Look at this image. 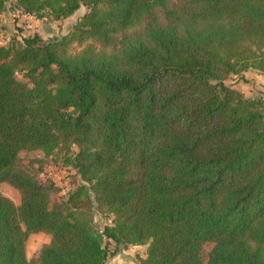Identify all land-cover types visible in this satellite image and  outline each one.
Returning <instances> with one entry per match:
<instances>
[{"label": "trees", "instance_id": "16d2710c", "mask_svg": "<svg viewBox=\"0 0 264 264\" xmlns=\"http://www.w3.org/2000/svg\"><path fill=\"white\" fill-rule=\"evenodd\" d=\"M82 5L60 40L0 44V183L21 197L0 193V264H104L110 242L147 246L140 264H264V98L233 86L264 75V0L15 2L55 21ZM35 150L83 181L60 204L18 167ZM34 233L51 241L31 262Z\"/></svg>", "mask_w": 264, "mask_h": 264}, {"label": "rangeland", "instance_id": "374dc122", "mask_svg": "<svg viewBox=\"0 0 264 264\" xmlns=\"http://www.w3.org/2000/svg\"><path fill=\"white\" fill-rule=\"evenodd\" d=\"M16 0H8L7 11L0 16V44L10 46L13 43H22L23 38L40 35L46 41L60 40L67 36L80 19L87 14L90 9L81 6L71 17L65 20L55 21L48 17L37 18L29 15L15 7ZM98 46V45H97ZM99 47V46H98ZM83 47L72 46V51L77 52ZM264 75L255 72L245 73L246 81L230 84L239 89L246 97L264 98ZM19 79L27 82L23 73L18 74ZM18 167L29 172L39 179L51 178L68 190L56 191L53 193L52 200L55 204H60L62 197H67L71 190H76L83 181L76 169L65 164L60 156L44 157L42 151H23L18 162ZM59 188V187H58ZM0 193L10 198L15 204L19 205L21 197L19 192L7 183H0ZM91 219L95 226L102 228L105 224H111L112 216H101L95 210L91 213ZM51 241V236L46 233L31 234L26 242L27 258L31 262H36L43 247ZM214 243H206L203 246V259L206 263ZM110 255L104 264H140L139 259L146 257L147 246H125L108 243Z\"/></svg>", "mask_w": 264, "mask_h": 264}, {"label": "built area", "instance_id": "2783aa9c", "mask_svg": "<svg viewBox=\"0 0 264 264\" xmlns=\"http://www.w3.org/2000/svg\"><path fill=\"white\" fill-rule=\"evenodd\" d=\"M48 179H50V180H52L51 178H48ZM54 183H55V185L57 186V187H59V189L61 190V191H64L65 193L64 194H66L67 193V191L69 190H65V188H63L62 186H58L57 185V182L55 181V180H52Z\"/></svg>", "mask_w": 264, "mask_h": 264}, {"label": "crops", "instance_id": "0c3cea01", "mask_svg": "<svg viewBox=\"0 0 264 264\" xmlns=\"http://www.w3.org/2000/svg\"><path fill=\"white\" fill-rule=\"evenodd\" d=\"M4 15V14H3ZM264 78V76H262Z\"/></svg>", "mask_w": 264, "mask_h": 264}]
</instances>
